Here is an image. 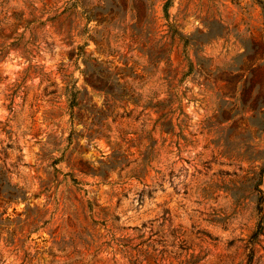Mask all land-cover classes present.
Instances as JSON below:
<instances>
[{
    "label": "rangeland",
    "instance_id": "obj_1",
    "mask_svg": "<svg viewBox=\"0 0 264 264\" xmlns=\"http://www.w3.org/2000/svg\"><path fill=\"white\" fill-rule=\"evenodd\" d=\"M166 1L0 0V264H264V5Z\"/></svg>",
    "mask_w": 264,
    "mask_h": 264
},
{
    "label": "trees",
    "instance_id": "obj_2",
    "mask_svg": "<svg viewBox=\"0 0 264 264\" xmlns=\"http://www.w3.org/2000/svg\"><path fill=\"white\" fill-rule=\"evenodd\" d=\"M257 3L264 5V0H254ZM169 5V0H167L164 4V10H165V16H168V13L166 12V7ZM181 38V36H180ZM264 173V167L260 170V174ZM259 181L255 186V190L257 191V207H258V211H260L261 209V204L263 202V194H262V190L259 188ZM261 228V227H260ZM260 228L258 229V231L260 230ZM252 260H253V252H250L248 255V259H247V264H252Z\"/></svg>",
    "mask_w": 264,
    "mask_h": 264
}]
</instances>
